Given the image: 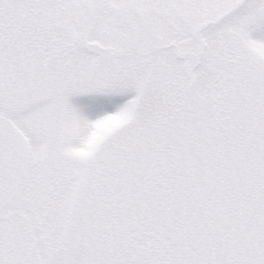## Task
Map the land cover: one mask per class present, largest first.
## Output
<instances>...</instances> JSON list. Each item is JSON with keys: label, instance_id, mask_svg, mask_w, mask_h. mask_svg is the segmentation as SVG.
Returning a JSON list of instances; mask_svg holds the SVG:
<instances>
[{"label": "snow or ice", "instance_id": "snow-or-ice-1", "mask_svg": "<svg viewBox=\"0 0 264 264\" xmlns=\"http://www.w3.org/2000/svg\"><path fill=\"white\" fill-rule=\"evenodd\" d=\"M0 264H264V0H0Z\"/></svg>", "mask_w": 264, "mask_h": 264}]
</instances>
